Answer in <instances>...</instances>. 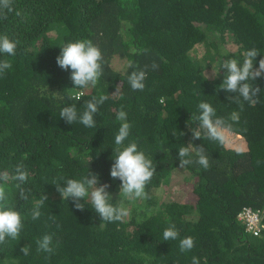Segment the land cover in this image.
<instances>
[{
	"label": "trees",
	"instance_id": "obj_1",
	"mask_svg": "<svg viewBox=\"0 0 264 264\" xmlns=\"http://www.w3.org/2000/svg\"><path fill=\"white\" fill-rule=\"evenodd\" d=\"M14 9L0 20V34L19 42L16 56H0L12 62L0 76V170L23 162L30 192L27 201L19 200L10 185L24 227L18 241L0 245V264H191L193 256L200 264H264V231L253 237L238 221L249 207L264 224V78L252 81L261 89L259 102H244L239 123L225 130L222 145L193 140L189 129L197 125L188 124L202 101L225 119L239 110L217 91L223 70L212 79L208 67L221 59L242 60L253 46L260 51L258 67L264 57V0H14ZM78 39L91 40L103 54L104 74L95 88H74L70 70L56 64L59 47ZM130 61L146 70L142 91L128 84ZM100 94L108 99L94 117L95 127L59 117L61 107L74 103L82 112ZM122 106L133 125L129 141L153 159L156 173L146 188L151 199L129 201L130 217L105 223L87 199L81 201L85 209L76 210L53 184H63L61 176L80 179L89 170L110 185L112 202L118 203L120 181L110 177V166L119 128L115 114ZM188 143L205 147L207 170L179 167L178 149ZM174 175L183 179L180 190L153 198ZM41 195L48 200L33 221L28 213ZM169 223L179 239H195L191 251L181 253L179 239L163 241ZM47 233L60 241L51 256L36 251V240ZM25 245L27 257L20 252Z\"/></svg>",
	"mask_w": 264,
	"mask_h": 264
},
{
	"label": "clouds",
	"instance_id": "obj_2",
	"mask_svg": "<svg viewBox=\"0 0 264 264\" xmlns=\"http://www.w3.org/2000/svg\"><path fill=\"white\" fill-rule=\"evenodd\" d=\"M14 11V0H0V20L7 19L8 15ZM16 14L19 15V13ZM18 43L6 34H0V56H16ZM59 48L56 64L62 70H70L73 87L76 89L95 88L104 74L103 54L99 47L89 39H78L66 42ZM258 54L260 51L253 46L242 52V60L232 57L221 59L215 70L212 69V79H216L221 69L223 70V79L218 85L217 91L223 90L227 93L228 103L238 105L239 110L231 111L225 119L217 116L216 109L210 103L200 102L198 114L191 115L190 123H188L194 122L197 125L195 128L189 129L193 140L206 138L222 145L225 142V130L230 129L232 124L239 123L244 102L250 106L259 102L258 94L261 93V89L252 83L257 78H264V57L259 59L258 67H254ZM11 67V60L0 59V76L4 75ZM128 68L133 69L130 74L127 73L130 88L133 91H142L145 86L146 70L138 69L131 61L128 63ZM151 68L156 70L158 65L153 62ZM116 92L118 89L114 93ZM80 94L83 95L82 92ZM107 99L108 96L104 94L93 95L85 102L82 112H78L76 104H67L60 108L59 117L70 125L79 121L83 126L93 128L96 126L94 117L98 114L99 107ZM115 119L119 122V128L114 137L112 149L114 155L113 163L110 166V177L120 181L118 203L112 202V195L107 190L110 185L100 183L98 174L89 170L80 179L61 176L59 179L63 181V184L58 182L53 184L61 199L65 201L71 199L76 210L83 211L85 206L81 201L87 199L94 212L105 223L123 222L125 218L130 217L131 213L127 207L129 201L151 199L146 188L156 173L153 159L139 149L136 141H129L133 125L128 121V113L123 106L116 111ZM182 134L184 135V133ZM126 141L128 142L126 143ZM177 154L181 169L192 164L199 165L205 170L210 167V156L203 145L194 146L192 143H188L181 146ZM260 163L261 161L257 160V164ZM58 166L62 167L59 164ZM28 178L29 173L23 162L16 164L11 170H0V245H6L9 240H19L24 227V217L16 208L10 185L14 187L17 199L27 201L30 189H27L25 185L28 183ZM47 200V195H41L39 199L35 200L28 213L31 220L35 221L41 217L40 209ZM48 219L56 223L55 215L49 216ZM238 221L245 229L244 223L239 218ZM56 227L59 228L60 225L56 224ZM54 235V233H47L38 238L35 242L36 251L47 253L48 256L54 254L60 243L58 239L54 241ZM179 237L180 233L175 224L169 223L163 231V241H174ZM194 247L195 239L193 237L186 236L179 239L181 253L189 252ZM20 252L27 257L30 254V246L21 247ZM191 264H200V260L193 256Z\"/></svg>",
	"mask_w": 264,
	"mask_h": 264
},
{
	"label": "built area",
	"instance_id": "obj_3",
	"mask_svg": "<svg viewBox=\"0 0 264 264\" xmlns=\"http://www.w3.org/2000/svg\"><path fill=\"white\" fill-rule=\"evenodd\" d=\"M238 218L244 223L247 234L253 237L262 235L264 224L259 211H253L251 208L245 207L241 210Z\"/></svg>",
	"mask_w": 264,
	"mask_h": 264
},
{
	"label": "rangeland",
	"instance_id": "obj_4",
	"mask_svg": "<svg viewBox=\"0 0 264 264\" xmlns=\"http://www.w3.org/2000/svg\"><path fill=\"white\" fill-rule=\"evenodd\" d=\"M225 46V45H224ZM227 49L231 50L230 43H227L225 46ZM197 53V57L200 58L203 55V48L199 47ZM217 64V62H215ZM215 64L211 67V65L208 67L210 69H214ZM174 175L170 181V185L167 186V188H159L153 192V198H159L160 196H167L168 198L179 191L180 187L183 186V179H178V177H175Z\"/></svg>",
	"mask_w": 264,
	"mask_h": 264
}]
</instances>
